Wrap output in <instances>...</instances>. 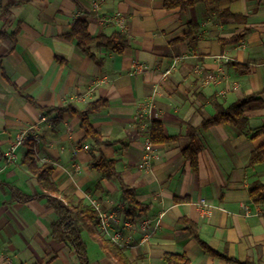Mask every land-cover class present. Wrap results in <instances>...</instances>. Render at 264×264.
<instances>
[{"label":"crops","instance_id":"obj_1","mask_svg":"<svg viewBox=\"0 0 264 264\" xmlns=\"http://www.w3.org/2000/svg\"><path fill=\"white\" fill-rule=\"evenodd\" d=\"M164 1L0 0V32H17L12 52L0 40V158L7 159L0 160V264H80L71 248L52 239L57 217L46 200L14 197L15 191L42 193L24 165L27 148L17 146L20 138L35 142L40 166L53 165L51 179L61 192L117 217L107 233L99 230L132 264H167L166 254H184L190 264H237L207 253L182 220L213 252L264 264V204L249 195L254 184L264 185V165L250 166L252 153L264 144V135L251 133L264 128V0L175 11H166ZM79 19L88 21L93 37L121 34L128 48L116 54L92 45L97 64L63 38ZM245 30L243 41L223 43ZM139 65L147 69L137 72ZM210 73L214 82H207ZM254 96L259 100L245 112L246 129L201 127L215 116V103L227 108ZM103 100L108 105L90 115L109 143L98 147L84 139L79 117L58 110L85 111ZM153 122L178 139L152 142L155 158L146 168L141 165ZM188 127L197 129L195 165L184 156ZM101 157L116 160L121 180L136 190L145 211L132 210L118 179L105 180L90 168ZM83 239L90 264H114L86 233Z\"/></svg>","mask_w":264,"mask_h":264},{"label":"trees","instance_id":"obj_2","mask_svg":"<svg viewBox=\"0 0 264 264\" xmlns=\"http://www.w3.org/2000/svg\"><path fill=\"white\" fill-rule=\"evenodd\" d=\"M220 1L221 0H165L164 9L166 11L185 10L187 8L194 7L199 3L215 7ZM5 13L10 15L9 10H6ZM227 16L231 17L232 15L227 14ZM248 32L249 30H245L243 33L229 40L223 41V43H239L243 41ZM190 33L192 34V31H190ZM16 37L17 32H13L12 34L0 32V40L7 45V53L14 50L16 46ZM63 38L70 42H75L77 47L83 53L95 60L99 65L101 64V61L97 60L90 51V47L92 45L111 50L116 54H123L129 46L126 39L119 33L113 34L112 36L98 35L93 37L89 33V24L86 19H79L76 21L71 30L64 35ZM233 65L238 71L244 72V68L242 66L238 64ZM23 97L30 104L41 108L31 97L26 94H23ZM256 100H259L258 97H249L244 100L237 101L227 108L215 103V116L204 121L201 127L203 129H208L214 126L231 125L244 130L248 127V119L245 112L248 106ZM107 105L108 102L103 100L91 103L85 111H78L71 106H67L59 109L58 112L62 113L68 111L72 116L79 117L81 120V128L84 131V139H91L96 146L102 147L108 145L109 143L105 142L102 135L94 129L90 121V115L100 111ZM55 111L57 110L55 109ZM188 129L191 143L184 151V156L191 162L192 165H195L199 151L197 148L196 138L197 129L192 127H188ZM251 133L253 138H258L264 135V128L257 129ZM150 137L154 144L173 142L178 139L177 137H167L164 133L162 124L159 122L152 123ZM22 144L27 148L24 165L27 166L31 175L36 178L42 193L36 196H31L15 191L14 197L22 203H28L35 199L46 200L48 208L52 209L57 217L50 227L52 239L59 244H63L71 248V250L76 253L80 264H90L87 253V244L83 239V233H86L89 238L101 248L105 256L114 262V264H132L123 248L101 234L99 230V211L93 205L86 203L85 199L75 194L71 195L61 192L51 179L54 172L53 165L47 163L40 166L38 164L35 142L32 140H26ZM0 160L6 161V158L2 156ZM257 165H264V144L256 149L251 155L250 166L254 167ZM89 166L92 170L100 173L102 178L105 180H112L115 178L119 180L122 195L132 207V210H139V212H143L147 209L146 206L138 202L136 190L126 185L121 180L120 175L116 170V160L101 157L100 159H94ZM249 195L250 199L255 204H264V185L261 183L254 184V186L250 189ZM130 212L131 211L128 213L129 215ZM182 222L189 225L188 227L190 233L201 243L207 253L237 264H252L248 262L240 263L224 255L213 252L205 245V243L200 241L198 231L192 223L188 220H182ZM164 261L167 264H190V260L184 254H166L164 256Z\"/></svg>","mask_w":264,"mask_h":264},{"label":"built area","instance_id":"obj_3","mask_svg":"<svg viewBox=\"0 0 264 264\" xmlns=\"http://www.w3.org/2000/svg\"><path fill=\"white\" fill-rule=\"evenodd\" d=\"M94 5H95V8H99V4L98 3H95ZM115 22L117 23V25L119 27H121V28L124 27V21H123V19H122V17L120 15H117L115 17ZM146 69H147V67H145L143 65H139L137 67L136 71L137 72H143ZM170 73H171V70L166 71L165 72V76H168ZM215 80H216L215 74L210 73L209 75H207V82H214ZM140 117L143 118L144 117V113H142L140 115ZM22 142H23V139L20 138L18 143H17V146L21 145ZM15 147L11 148V150H10L11 155H12V153H14ZM84 148H85V150L89 149L88 146H85ZM152 150H153V144H152V141H151V139L149 137V139L147 140L146 146H145V155L143 157V161H142V165H141L142 167H146L147 168V167L151 166L152 161L155 158V156L152 154ZM6 161H7V159H6ZM202 204H204V202ZM93 206L99 211V214H100L99 228L103 232L107 233L109 228H110V226L112 225V223H117L118 222L117 217L115 215H104L100 211L98 205L94 204ZM116 239H118L117 236H116Z\"/></svg>","mask_w":264,"mask_h":264}]
</instances>
